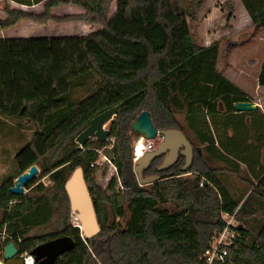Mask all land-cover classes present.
Returning a JSON list of instances; mask_svg holds the SVG:
<instances>
[{"label":"trees","instance_id":"obj_1","mask_svg":"<svg viewBox=\"0 0 264 264\" xmlns=\"http://www.w3.org/2000/svg\"><path fill=\"white\" fill-rule=\"evenodd\" d=\"M113 1L117 11L111 20ZM239 1L252 24L264 30V0ZM17 2L42 3L43 11L36 15L6 4L0 31L25 19L39 24L80 20L101 30L84 38L0 41V116L35 125L31 140L15 154L16 174L0 183V261L9 241L23 254L67 235L74 248L55 264H206L202 256L212 234L224 227L220 213L236 211L238 236L224 262L213 264H264V114L258 108L236 111V102L250 98L217 71L219 42L197 45L188 20L193 16L173 0H70L83 13L62 17L51 10L68 0ZM229 9L231 13L232 5ZM257 81L264 87V60ZM76 90L83 92L80 99L74 98ZM119 102L123 105L109 136L114 139L111 164L116 176L102 189L94 180L99 166L91 164L100 159L104 144L90 140L79 145L75 138L92 117ZM144 110L157 130L179 129L193 146L187 170H182L184 158L179 156L157 171L161 156L155 157L147 174L156 173L160 180L148 188L141 187L133 173L129 135L131 123ZM182 113L193 138L177 118ZM249 121L260 130L254 145L248 141ZM219 128L216 137L214 129ZM212 161L224 169L212 167ZM238 162L257 181L246 178L250 192L240 197L221 179L226 170L238 172ZM33 164L40 169L38 178L47 176L52 182L53 192L37 197L12 194L13 180ZM78 166L100 226L88 239L69 222L63 187ZM36 189L45 186L38 182ZM59 208L64 214L58 231L28 235L48 224Z\"/></svg>","mask_w":264,"mask_h":264},{"label":"rangeland","instance_id":"obj_2","mask_svg":"<svg viewBox=\"0 0 264 264\" xmlns=\"http://www.w3.org/2000/svg\"><path fill=\"white\" fill-rule=\"evenodd\" d=\"M19 1V0H17ZM15 0H0V19L5 16L3 11L4 6L8 4L12 8H20L31 12L33 14H40L43 11L42 3L32 6L22 5ZM61 4L60 6L51 10V13L55 16L62 17L68 15L82 14L83 10L70 2ZM176 4L182 5L184 10L192 15L189 17V25L191 34L195 43L199 46L207 45L213 41L219 42V59L217 62L218 71H221L224 75H227L233 79L244 81L248 86L247 91L250 96H257L263 103L264 114V93H258L253 91V77L258 69L255 61L246 64L247 59L253 57L263 58L264 54V39H262V30L255 33V37H250V34L254 28V25L250 21L246 20L244 15L245 11L239 0H173ZM230 5H232V11L230 13ZM241 5V8H240ZM116 1L111 3L109 18L112 20L117 11ZM244 12V13H243ZM250 23V24H249ZM101 30V27L95 24L86 23L80 20H71L65 22L56 23L54 21L47 22L45 24H39L30 20H21L16 25L0 31V41L19 40L28 38H51V37H79L84 38ZM246 72V73H245ZM244 73V74H243ZM253 85V86H252ZM83 96V92L76 90L74 92V98L80 99ZM259 111L260 108H258ZM184 131L193 138L191 132L187 129L186 123L183 120V113L177 114ZM210 123V118H207ZM248 129V141L252 145L256 144L257 136L260 130L249 121ZM213 130L212 126L210 125ZM35 125L26 120L19 119H5L0 116V183L4 177H14L16 174V165L14 161L17 150L29 142L32 138ZM221 129H214V134L218 137ZM229 133V131H228ZM142 139V138H140ZM162 137L157 136L152 140L154 147L158 145ZM134 140L131 137L132 153L134 152L133 144ZM142 145L151 142V140H145ZM94 140H91L93 143ZM90 142V143H91ZM201 149V148H200ZM202 151V150H201ZM203 155V151L201 152ZM101 165L95 172L94 180L102 189H106L109 181L116 176V171L112 164L101 158ZM161 162V161H160ZM159 162V163H160ZM239 163V162H238ZM212 167L218 169H224V166L220 162L212 161L210 163ZM132 167L134 162L132 160ZM28 169V168H27ZM26 169V170H27ZM25 170V171H26ZM134 173V171H133ZM247 168L244 164L239 163L238 172H232L226 170L222 172L221 179L224 185L232 192L233 195L240 197L245 193V196L250 192V187L246 181V178L254 180L252 176L247 175ZM40 175V169L38 167V175L33 181L37 180L31 187L25 189V194L31 197H37L39 195L49 196L53 192L52 182L47 176L38 178ZM135 177L136 174L134 173ZM152 174H145V176H151ZM14 181V180H13ZM32 181V182H33ZM31 182V183H32ZM38 182L45 186V189L37 190L36 184ZM141 186V185H140ZM143 188H148L149 185H142ZM117 189H121V185L117 183ZM64 214V210L59 208L53 215L50 222L44 226L33 228L28 235L39 236L47 234L48 232L58 231L60 226V217ZM1 218V211H0ZM72 217H69V222Z\"/></svg>","mask_w":264,"mask_h":264},{"label":"water","instance_id":"obj_3","mask_svg":"<svg viewBox=\"0 0 264 264\" xmlns=\"http://www.w3.org/2000/svg\"><path fill=\"white\" fill-rule=\"evenodd\" d=\"M122 105L123 103L119 102L92 117L85 129L76 136V143L83 145L85 142L95 140L100 144H105L110 136L115 116ZM234 107L238 112L254 111L258 108L253 101L236 102ZM129 135L133 139L142 137L145 140H154L157 136L162 137L155 149L144 152L134 162L133 171L139 185H150L160 180L159 175H143V171L148 167L151 159L159 155L164 156L157 167L158 170L174 164L179 154L184 156L182 170L189 168L193 157V147L187 137L179 129L157 130L151 121L149 111L144 110L139 113L130 125ZM101 154L109 162H112L114 158L113 147L104 145ZM37 175L38 167L33 164L14 179L13 185L9 188L10 192L15 195H22L25 192V186L33 181ZM63 187L69 210L76 219L75 226L80 229L81 237L88 239L95 236L99 233L100 226L81 166L76 167L68 175ZM238 228H241L240 224ZM74 245L75 242L70 236H58L39 243L30 250L29 254L32 255L36 264H55L57 258L64 252L72 250ZM1 264H23V259L13 241H9L3 247V262Z\"/></svg>","mask_w":264,"mask_h":264},{"label":"built area","instance_id":"obj_4","mask_svg":"<svg viewBox=\"0 0 264 264\" xmlns=\"http://www.w3.org/2000/svg\"><path fill=\"white\" fill-rule=\"evenodd\" d=\"M138 139L134 140V144H133V148H134L133 159H132L133 162H135L136 159H138L141 155H143L144 152L150 151L154 148L152 144V140L151 142L142 145V143L137 144ZM113 142L114 139L109 137L104 145L112 147ZM99 155H100V159L95 163L91 164V166L94 164L100 166L102 162L101 158H104L106 161L109 162V160L103 154H101V150H99ZM109 163L111 164V162ZM235 213L236 211H234L231 214L226 212L220 213V218L224 223V227L221 230H215L212 234L209 247L205 250L202 256L206 264H213L215 261H219L221 263L224 262L228 252V248L234 243L235 239L238 236L237 230L235 228L238 227L239 222L235 218ZM69 217L70 218L74 217L73 213L70 212ZM70 223L74 226L76 224L73 223L72 220H70ZM20 256L23 259V264H36L32 255H30L29 252H24L23 254H20ZM2 262L3 261H0V264Z\"/></svg>","mask_w":264,"mask_h":264},{"label":"crops","instance_id":"obj_5","mask_svg":"<svg viewBox=\"0 0 264 264\" xmlns=\"http://www.w3.org/2000/svg\"><path fill=\"white\" fill-rule=\"evenodd\" d=\"M240 8H241V5H240ZM242 8H243V6H242ZM244 9V8H243ZM244 11H245V9H244ZM244 13V12H243ZM244 15L246 16V20L248 21H250V23L252 24V22H251V20H250V17H249V15L247 14V12L245 11V13H244ZM249 23V24H250ZM253 25V24H252ZM257 28H258V31L259 30H262V32L263 33H260V35H262L261 37H262V39H264V30L262 29V28H259V27H257V26H255L254 25V28H253V30H252V32H251V34H250V37H255V33H256V31H257ZM210 44V43H209ZM209 44H207V45H209ZM219 52L220 51H218V57H217V62H218V59H219ZM264 60V54H263V58H258V57H253L252 59H247V61H246V64L247 65H249L250 64V62H253V61H255L254 62V64L255 63H257V65H258V69H257V71L255 72V76L253 77V81H254V83H253V85H254V87H253V91L256 93V92H258V93H264V87H260L259 85H258V81H257V76H258V72H259V70H260V66H261V63H262V61ZM217 62H216V67H217ZM217 71H218V69H217ZM219 72H221V71H219ZM222 73V72H221ZM246 73V72H245ZM223 74V73H222ZM244 74V73H243ZM224 75V74H223ZM226 78H228L230 81H232L234 84H236L241 90H243L244 92H246L247 94H248V96L250 95V93L247 91V88H248V86L244 83V81H241V80H238V79H233V78H231V77H229V76H227V75H224ZM252 85V86H253ZM249 89V88H248ZM250 98V101H253L256 105H257V107L258 108H260V110H261V112H263V103L258 99V97L257 96H250L249 97Z\"/></svg>","mask_w":264,"mask_h":264},{"label":"flooded vegetation","instance_id":"obj_6","mask_svg":"<svg viewBox=\"0 0 264 264\" xmlns=\"http://www.w3.org/2000/svg\"><path fill=\"white\" fill-rule=\"evenodd\" d=\"M192 147H193V146H192ZM155 148H156V147H154L153 149H155ZM153 149H152V150H153ZM197 151H198V150H197ZM198 152L200 153V151H198ZM200 155H201V153H200ZM159 156H161V162H162V159H163V156H164V155H159ZM159 156H157V157H159ZM179 156H182V155L179 154ZM179 156H178L176 162L178 161ZM182 157L184 158V156H182ZM192 158H193V157H192ZM153 159H154V158H153ZM153 159H151V161H152ZM151 161H150L149 165L151 164ZM161 162H160V163H161ZM176 162H175V163H176ZM191 162H192V161H191ZM160 163H159V164H160ZM159 164L156 166V170H157V171H159V170L157 169V167L159 166ZM183 164H184V163H183ZM149 165H148V167H149ZM172 165H173V164H172ZM148 167H147V168H148ZM147 168L143 171V173H146V174L148 173V172H147ZM150 174H152V175H157L156 173H152V172H150Z\"/></svg>","mask_w":264,"mask_h":264},{"label":"bare ground","instance_id":"obj_7","mask_svg":"<svg viewBox=\"0 0 264 264\" xmlns=\"http://www.w3.org/2000/svg\"><path fill=\"white\" fill-rule=\"evenodd\" d=\"M143 141H144L143 138L142 139L139 138L137 144L142 143ZM72 221L73 223H76V219H74V217H72Z\"/></svg>","mask_w":264,"mask_h":264}]
</instances>
